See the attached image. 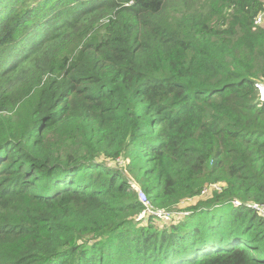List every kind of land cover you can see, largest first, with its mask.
Instances as JSON below:
<instances>
[{
  "label": "trees",
  "instance_id": "1",
  "mask_svg": "<svg viewBox=\"0 0 264 264\" xmlns=\"http://www.w3.org/2000/svg\"><path fill=\"white\" fill-rule=\"evenodd\" d=\"M263 11L0 0V264H264Z\"/></svg>",
  "mask_w": 264,
  "mask_h": 264
},
{
  "label": "built area",
  "instance_id": "2",
  "mask_svg": "<svg viewBox=\"0 0 264 264\" xmlns=\"http://www.w3.org/2000/svg\"><path fill=\"white\" fill-rule=\"evenodd\" d=\"M263 20H264V11L261 12L258 15V17L256 18V24H261V22ZM256 87H257L258 92H259L260 100L264 101V80L263 81H258L256 83ZM132 188H134L135 190H137L138 195H139V199L142 202V204L144 205V209L140 213L139 219H146V220H148L149 217L152 216L154 218H159V219L164 220V221H170L173 218V215L176 212H174V211H168L166 209L154 207L151 204L147 193L144 190H142L141 187H139L137 185V183L134 182V181H132ZM212 188L221 189V187L218 184H211L210 186H206V187L203 188L202 194L204 195V194L208 193V191L210 189H212ZM234 203L238 205L240 203V201L235 200ZM248 205L252 206L251 204H248ZM253 207L254 208H257V209L258 208L259 209H264V206H260V205H257V204H253ZM179 213H184V212H179ZM187 213H188V211H187Z\"/></svg>",
  "mask_w": 264,
  "mask_h": 264
},
{
  "label": "rangeland",
  "instance_id": "3",
  "mask_svg": "<svg viewBox=\"0 0 264 264\" xmlns=\"http://www.w3.org/2000/svg\"><path fill=\"white\" fill-rule=\"evenodd\" d=\"M261 25H263L264 26V20L261 22ZM119 160V162L121 163V158H119L118 159ZM125 162H127V160H125ZM137 183V182H136ZM137 185L139 186V187H141V185L140 184H138L137 183ZM202 197H208V195L206 196V195H202ZM197 200H198V198L197 197H193V198H191V199H188V200H183V201H181L180 202V206L181 207H185V206H187L188 204H195L196 202H197ZM259 209V208H258ZM260 211H261V213H263L264 214V209H259Z\"/></svg>",
  "mask_w": 264,
  "mask_h": 264
}]
</instances>
